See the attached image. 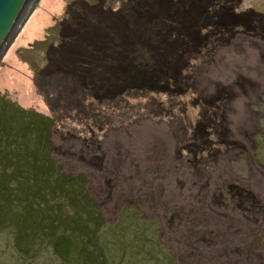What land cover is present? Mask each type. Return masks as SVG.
Returning <instances> with one entry per match:
<instances>
[{
  "label": "rangeland",
  "instance_id": "obj_1",
  "mask_svg": "<svg viewBox=\"0 0 264 264\" xmlns=\"http://www.w3.org/2000/svg\"><path fill=\"white\" fill-rule=\"evenodd\" d=\"M29 17L0 96L53 118L52 146L32 130L11 161L59 206L17 203L0 264H264V0H40Z\"/></svg>",
  "mask_w": 264,
  "mask_h": 264
},
{
  "label": "trees",
  "instance_id": "obj_2",
  "mask_svg": "<svg viewBox=\"0 0 264 264\" xmlns=\"http://www.w3.org/2000/svg\"><path fill=\"white\" fill-rule=\"evenodd\" d=\"M134 84V83H133ZM132 84V85H133ZM124 92V91H123ZM0 108H5L9 113L12 114V122L9 124L8 128L5 129L3 132L0 133V146L3 144V151L0 152V196L3 195L0 198V201H2L3 207H0V224L7 222L9 219L11 221L12 218H15L17 215L12 212L13 208L17 205V203H24L27 210L31 209L30 207L33 205V203L36 204V197H43L45 199V202L47 201V204L52 207H58V201L56 200L57 196L48 197L45 193L46 191L41 190L37 191L38 194L27 198L28 187L25 186L24 181L27 182V180H23V174L27 173L28 170H25V166L17 164V160H15V163L11 161L13 159L14 154L13 153L15 148H18L19 150H25L29 151L27 149L22 148L21 141H23L24 138L30 139L29 137L32 136L31 132L32 130H40L37 134V140L40 142L41 146H44V144H49V146H52L50 142V132L53 127L54 120L52 117L48 115L41 114L35 110L27 109L21 107L18 103L10 101L6 98L5 95L0 96ZM23 118L26 120L23 121ZM31 135V136H30ZM3 142V143H2ZM30 154L24 155V157H20L19 160H22L25 162V158H28ZM16 159V158H14ZM21 161V162H22ZM20 162V161H19ZM29 163V162H25ZM7 165H11V170H9L10 167H7ZM21 167H20V166ZM44 170V169H43ZM43 172L40 173V175L37 177V184L38 186L43 182L44 184L47 183V176L41 178ZM64 173H59V178L63 177ZM29 175V174H28ZM45 175V174H44ZM22 179V182L19 183L18 179ZM58 178V179H59ZM46 179V180H45ZM56 179V180H58ZM16 182L14 186H12V183ZM19 187L21 189V193L19 195H16V188ZM13 190L15 192H13ZM2 192V193H1ZM46 205V204H44ZM2 208V210H1ZM91 212V211H90ZM51 215L55 216L54 213H51ZM11 215V218H10ZM16 215V216H15ZM61 218V217H59ZM95 218H93L94 220ZM100 220V218L98 217ZM64 221V218L60 220L59 224L62 225ZM56 223H58V219H56ZM19 224V222H18ZM23 231L19 235L22 234Z\"/></svg>",
  "mask_w": 264,
  "mask_h": 264
},
{
  "label": "water",
  "instance_id": "obj_3",
  "mask_svg": "<svg viewBox=\"0 0 264 264\" xmlns=\"http://www.w3.org/2000/svg\"><path fill=\"white\" fill-rule=\"evenodd\" d=\"M39 1L0 0V59L8 50L15 29L22 28Z\"/></svg>",
  "mask_w": 264,
  "mask_h": 264
},
{
  "label": "bare ground",
  "instance_id": "obj_4",
  "mask_svg": "<svg viewBox=\"0 0 264 264\" xmlns=\"http://www.w3.org/2000/svg\"><path fill=\"white\" fill-rule=\"evenodd\" d=\"M30 17H31V16H30ZM30 17H29V18H30ZM41 25H43L42 22L36 19V20L34 21L32 27L35 26V28H37V27H39V26H41ZM15 30H16V29H15Z\"/></svg>",
  "mask_w": 264,
  "mask_h": 264
}]
</instances>
